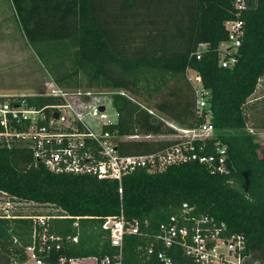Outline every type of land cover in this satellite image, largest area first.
I'll return each mask as SVG.
<instances>
[{
  "label": "trees",
  "instance_id": "1",
  "mask_svg": "<svg viewBox=\"0 0 264 264\" xmlns=\"http://www.w3.org/2000/svg\"><path fill=\"white\" fill-rule=\"evenodd\" d=\"M247 3L248 8L240 11L235 0H12L27 42L58 84L124 89L133 97L114 95L119 119L112 130L120 136L171 132L150 109L181 125L202 123L187 74L194 69L210 90L217 130L203 152L215 153V142L221 141L228 154L224 173H212L198 161L172 165L162 172L139 169L123 178L121 194L116 179L55 173L41 163L35 166L33 152L23 142L11 148L0 146V192L26 204L13 211L16 217L0 211V264L26 262V249L35 241L34 229L42 230L32 216H67L50 222L51 233L61 237L60 249L40 252L36 239L39 258L60 264L61 257L103 258L116 252L109 231L102 227L106 216L123 211L128 220L142 225L148 221L147 230L156 231L184 202L195 214L225 222L229 234H245L251 264H264V152L256 135L248 131L246 109L264 77V0ZM232 19L245 22V35L238 63L222 67L220 50L228 39L225 23ZM201 43H208L209 49L197 59ZM28 99L38 106L53 100L48 96ZM253 109L257 104L251 105ZM174 143L121 139L119 149L124 154H148ZM28 204L57 210L31 211L26 209ZM74 235L78 242L72 241ZM148 241L144 235H126L124 264H164L145 253ZM173 264L191 261L177 251Z\"/></svg>",
  "mask_w": 264,
  "mask_h": 264
},
{
  "label": "built area",
  "instance_id": "2",
  "mask_svg": "<svg viewBox=\"0 0 264 264\" xmlns=\"http://www.w3.org/2000/svg\"><path fill=\"white\" fill-rule=\"evenodd\" d=\"M235 1L240 11L248 8L247 0ZM225 25L228 39L224 43L226 47L222 45L220 50V65L233 67L239 61L237 52L245 35V22L232 19L226 21ZM208 49V43H201L195 52L196 58L201 59ZM196 75L198 83H192L189 75L188 78L195 93V111L204 121L190 127L167 120L150 109L171 129V132L159 135L120 136L112 130L119 119L114 95L119 93L133 98L124 89L69 88L51 78L50 83L39 92L0 93V146L11 148L23 142L31 148L35 166L41 163L55 173L116 179L120 183L121 194L123 178L143 168L149 172H162L172 165L198 161L212 173H224L227 171L228 147L217 141L215 153L203 152L206 141L216 137L217 130L211 117L210 90L204 86L200 75ZM38 96H48L53 100L38 106L28 99L36 100ZM121 139L174 140L175 143L158 152L124 154L119 149ZM5 196L8 198L4 199ZM1 197L0 206H17L6 192H0ZM5 216L16 217L7 213ZM56 217L67 216H32L36 225L42 227L40 232L35 227L34 244L26 249L36 264H47L36 253V239L40 240V252L60 249L61 237L51 233L50 229V222ZM75 225L78 226V221ZM143 225L139 220H128L123 211L118 215L106 216L102 227L109 231L116 252L103 258L61 257L60 264H124V239L128 234L147 236L149 241L145 245V253L158 257L164 264H173L177 251H182L191 264H251L252 254L247 249L245 234H229L225 222H219L208 214H195L188 202L182 204L178 213L161 222L156 231L147 230L148 221ZM71 239L78 242V235Z\"/></svg>",
  "mask_w": 264,
  "mask_h": 264
},
{
  "label": "rangeland",
  "instance_id": "3",
  "mask_svg": "<svg viewBox=\"0 0 264 264\" xmlns=\"http://www.w3.org/2000/svg\"><path fill=\"white\" fill-rule=\"evenodd\" d=\"M223 47H226L223 44ZM197 72L194 69L188 71V75L192 83H198ZM51 78L54 76L45 68V63L39 54L27 42L23 31L16 20L13 4L11 0H0V93H28L39 92L47 86ZM83 83L86 82L85 75L80 77ZM55 80V79H54ZM82 88H89L85 85ZM69 88H79L71 86ZM104 88V87H94ZM257 104L256 110H251L252 104ZM246 109L249 112L250 121L248 123V131L255 134L257 141L260 142L264 152V77L260 80L256 92L249 99ZM167 120L169 117L162 113H158ZM251 114H255L254 119ZM260 150V153L261 151ZM8 197L5 196L4 199ZM3 198L1 197L0 200ZM17 206L7 208L0 206L2 213L13 214L22 207H26L25 203L15 202ZM24 209V208H23ZM26 209L42 211H56L55 206H35L29 205ZM13 264H36L33 259L28 257L24 263ZM252 264H260L253 261Z\"/></svg>",
  "mask_w": 264,
  "mask_h": 264
},
{
  "label": "water",
  "instance_id": "4",
  "mask_svg": "<svg viewBox=\"0 0 264 264\" xmlns=\"http://www.w3.org/2000/svg\"><path fill=\"white\" fill-rule=\"evenodd\" d=\"M103 108V107H102Z\"/></svg>",
  "mask_w": 264,
  "mask_h": 264
}]
</instances>
